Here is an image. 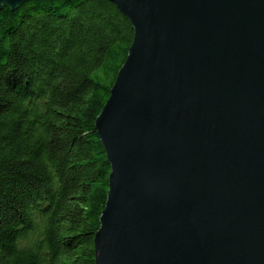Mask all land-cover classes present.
I'll return each instance as SVG.
<instances>
[{"label":"water","instance_id":"water-1","mask_svg":"<svg viewBox=\"0 0 264 264\" xmlns=\"http://www.w3.org/2000/svg\"><path fill=\"white\" fill-rule=\"evenodd\" d=\"M109 1L134 38L95 124V263L264 264V0Z\"/></svg>","mask_w":264,"mask_h":264},{"label":"trees","instance_id":"trees-1","mask_svg":"<svg viewBox=\"0 0 264 264\" xmlns=\"http://www.w3.org/2000/svg\"><path fill=\"white\" fill-rule=\"evenodd\" d=\"M133 38L109 0L0 6V264H96L111 167L95 124Z\"/></svg>","mask_w":264,"mask_h":264}]
</instances>
